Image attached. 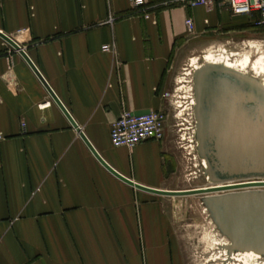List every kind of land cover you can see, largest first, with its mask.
<instances>
[{
  "label": "crops",
  "instance_id": "1",
  "mask_svg": "<svg viewBox=\"0 0 264 264\" xmlns=\"http://www.w3.org/2000/svg\"><path fill=\"white\" fill-rule=\"evenodd\" d=\"M141 1L0 0V30L25 49L112 168L172 190L170 117L163 140L131 148L113 146L111 123L125 111L171 110L185 48L231 38L259 45L252 37L264 28L254 25L258 15L233 14L224 0L189 8L179 0ZM0 134V264H181L166 196L111 173L1 37Z\"/></svg>",
  "mask_w": 264,
  "mask_h": 264
},
{
  "label": "water",
  "instance_id": "2",
  "mask_svg": "<svg viewBox=\"0 0 264 264\" xmlns=\"http://www.w3.org/2000/svg\"><path fill=\"white\" fill-rule=\"evenodd\" d=\"M0 37L26 59L111 173L136 189L157 195H205L217 224L232 240L233 250L254 249L264 253V87L259 82L222 66L200 71L195 85L197 137L199 152L208 163L213 184L186 190L156 189L112 168L84 135L25 49L1 30Z\"/></svg>",
  "mask_w": 264,
  "mask_h": 264
},
{
  "label": "rangeland",
  "instance_id": "3",
  "mask_svg": "<svg viewBox=\"0 0 264 264\" xmlns=\"http://www.w3.org/2000/svg\"><path fill=\"white\" fill-rule=\"evenodd\" d=\"M252 38L253 41H257L256 39L263 41L259 45H254V43H247L250 41L247 39L243 41L232 38L218 39L197 49L185 48L183 50L171 88V110L166 111L170 117V133L175 151V168L169 175L172 190L205 187L210 182L197 142V119L195 110H193L192 75L194 66L190 62L191 58L199 57L202 63L209 50L219 52L222 47L234 49L239 53L238 57L240 58L245 55H250L252 58L264 56V33ZM189 90L190 92H188ZM163 199H165L167 211L173 219L172 231L176 239L172 243L175 247L174 250L178 251L179 249L182 254L181 264H244L243 260L239 258L242 257L241 255L238 256V260H233L230 255H226L225 244L231 243V239L223 233L217 224L206 203L205 195L166 196ZM241 252L242 250H234L236 255ZM261 257L258 261L251 262L264 264V255Z\"/></svg>",
  "mask_w": 264,
  "mask_h": 264
},
{
  "label": "built area",
  "instance_id": "4",
  "mask_svg": "<svg viewBox=\"0 0 264 264\" xmlns=\"http://www.w3.org/2000/svg\"><path fill=\"white\" fill-rule=\"evenodd\" d=\"M209 0H179L186 7L205 5ZM233 14L248 15L255 17L254 25L264 28V0H224ZM141 0H134V7H141ZM148 16V15H146ZM110 17V21H113ZM186 26L190 33L194 31V20L192 17L186 19ZM104 50L115 52L114 45L104 46ZM166 95H169L167 93ZM49 104V103H48ZM169 115L166 111H151L135 114L125 111L111 123L110 137L115 147H134L148 140H163L166 136ZM25 126V125H23ZM3 136L0 134V139Z\"/></svg>",
  "mask_w": 264,
  "mask_h": 264
},
{
  "label": "bare ground",
  "instance_id": "5",
  "mask_svg": "<svg viewBox=\"0 0 264 264\" xmlns=\"http://www.w3.org/2000/svg\"><path fill=\"white\" fill-rule=\"evenodd\" d=\"M238 52L234 51V49H229L226 47H222V50L219 52H212L208 51L204 56V61L201 63L199 57H193L191 58V63H193L194 66V73H193V87H194V109L195 115H196V105H197V99L195 94V85L197 77L201 70H203L206 67L209 66H222L225 68H228L230 70H233L235 72H238L246 77H249L257 82H259L264 87V56H258L256 58H252L250 55L242 56L241 58L238 57ZM191 82V81H190ZM190 92V90L188 91ZM193 94V93H192ZM188 96V95H187ZM191 96V95H190ZM192 102V101H191ZM194 113V111H193ZM197 119V117H196ZM197 126H196V134L198 133L199 123L198 119ZM196 123V122H195ZM195 134V135H196ZM198 139V137H197ZM198 144L200 143V140H197ZM198 149V148H197ZM200 155V154H199ZM203 163L206 169V175L209 178L210 182L207 183L206 186H211L213 184L212 180L210 179L209 173H208V163L205 158H203ZM205 171V170H204ZM204 173V172H203ZM233 242L231 240V243H226V255H230L233 260L237 259L238 256L240 259L243 260L244 264H253L251 261H258L261 256L264 255L263 252H260L258 250L254 249H242V252L238 255L234 253V250L232 249ZM230 258V257H229Z\"/></svg>",
  "mask_w": 264,
  "mask_h": 264
}]
</instances>
